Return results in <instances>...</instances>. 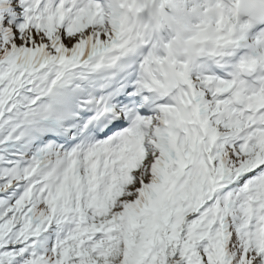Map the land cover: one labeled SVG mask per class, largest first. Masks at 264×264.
I'll use <instances>...</instances> for the list:
<instances>
[{"label":"snow or ice","instance_id":"6c2138e0","mask_svg":"<svg viewBox=\"0 0 264 264\" xmlns=\"http://www.w3.org/2000/svg\"><path fill=\"white\" fill-rule=\"evenodd\" d=\"M107 0H0V264H264V8L176 84Z\"/></svg>","mask_w":264,"mask_h":264},{"label":"bare ground","instance_id":"6f19581e","mask_svg":"<svg viewBox=\"0 0 264 264\" xmlns=\"http://www.w3.org/2000/svg\"><path fill=\"white\" fill-rule=\"evenodd\" d=\"M144 1H147V0H141V3H143ZM158 2L160 3V4H163V5H167V4H170L171 3V0H158ZM193 16H196V15H193ZM220 15H217L215 12H211L210 13V20L212 21V25H210V27L209 28H212V27H216V21L218 20V19H220ZM210 33H211V37L212 36H215V35H212V32L210 31ZM209 37V36H208ZM206 41H207V43H206V46H208V48L209 49H211V48H213V45H214V42L212 41V39H206ZM180 43H183V44H180ZM185 42L184 41H182L180 38H176V40L175 41H172V45L173 46H177V47H180V45H182V46H184L185 44H184ZM188 56V55H187ZM192 65V64H191ZM193 66V65H192ZM187 67H189V64H187Z\"/></svg>","mask_w":264,"mask_h":264},{"label":"rangeland","instance_id":"374dc122","mask_svg":"<svg viewBox=\"0 0 264 264\" xmlns=\"http://www.w3.org/2000/svg\"><path fill=\"white\" fill-rule=\"evenodd\" d=\"M191 1V0H190Z\"/></svg>","mask_w":264,"mask_h":264}]
</instances>
